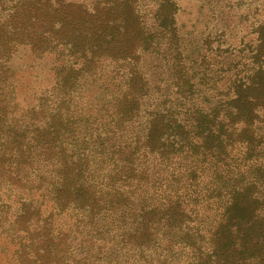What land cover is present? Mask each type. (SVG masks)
<instances>
[{"label":"rangeland","instance_id":"obj_1","mask_svg":"<svg viewBox=\"0 0 264 264\" xmlns=\"http://www.w3.org/2000/svg\"><path fill=\"white\" fill-rule=\"evenodd\" d=\"M80 1L93 6L96 0ZM158 2L139 0V12L146 19L151 18ZM7 14L0 6V19ZM174 19L176 31L160 33L154 29L149 52L137 56L142 80L137 78L129 93L138 96L146 92L132 104L131 121L125 125L112 131L109 123V115L118 108L116 101L123 93L126 74H121L122 66L108 59L86 69L95 72L89 74L80 70V63L69 62L68 50L62 45L52 46L40 57L20 45L12 50L8 63L0 62L1 112L12 124H38L41 130L50 116L59 112L68 137L66 153L75 159L84 153L91 174L99 175L106 187L105 173L113 169V162L105 160L102 172L96 169V164L101 157L112 156L113 143L119 147V155H127L124 147L144 141L149 123L165 121L175 113L180 69L194 81V104L199 109L210 111L219 98L231 96L233 90L239 91L241 84L234 81L240 77H244L243 87L252 83L248 93L264 104V0H178ZM148 41L149 38L143 39L145 43ZM132 44L128 42L129 46ZM177 56L179 65L175 63ZM238 106L245 116L251 115L243 101ZM181 109L191 124L189 117L197 108L187 102ZM261 110L259 107L256 114L260 119L255 132L257 138L249 132L242 135L254 144L262 139L264 147V111ZM34 128L29 134L32 141ZM151 161L153 170L149 176L138 174L141 180L148 181V198L140 192L114 194L96 188V195L103 199L93 210L92 218L86 211L88 205H84L80 221L77 213L71 211L54 215L57 223L67 230V236L63 235L67 239L62 237L53 242L54 249L48 255L50 264H202L200 258L204 257L205 248L199 242L194 247L181 242V228H166L165 222L173 214L171 208L162 205L172 194L162 184L167 168L159 160ZM45 169L48 168L33 170L30 180L23 183V190H11L0 182V264H35V255L44 246L41 226L45 224L42 234L51 237L55 232L49 228L53 217L48 210L53 202L47 200L53 195L48 186L54 175ZM88 182L93 185V181ZM91 196L89 191L77 200L82 203ZM154 197H157L156 206H151ZM44 199L46 204L42 207ZM237 200L232 218L250 222L242 226L248 236L264 238V182L240 194ZM143 217L160 220V224L150 231L134 232L141 227ZM176 217L186 222L185 215ZM31 237L35 241L28 240ZM141 242L149 248L136 245ZM229 244L230 237H218L219 248L226 249Z\"/></svg>","mask_w":264,"mask_h":264},{"label":"trees","instance_id":"obj_2","mask_svg":"<svg viewBox=\"0 0 264 264\" xmlns=\"http://www.w3.org/2000/svg\"><path fill=\"white\" fill-rule=\"evenodd\" d=\"M157 4L155 14L146 19L139 12V0H96L93 6L80 0H0V6L8 12L0 19V62L8 63L12 50L20 45L28 47L36 57L52 46L62 45L68 50L69 62L80 63V70L89 74L95 72L86 69L108 59L120 64L124 69L120 70L121 74H126V78L123 93L116 101L118 108L112 109L109 115L113 131L131 121L132 104L146 92L135 96L129 90L133 89L137 78L142 80L137 56L149 52L154 42L151 32L154 29L160 33L176 31L174 17L178 0H159ZM144 38H149L148 43L143 42ZM129 41L133 42L131 46ZM176 59L179 65L180 58ZM178 72L175 113L165 121L149 123L144 141L124 147L127 155H119L120 149L113 143L112 156L101 157L96 164V169L102 172L105 160L113 162V169L105 173L106 187L99 175L91 174V165L84 153L76 159L66 153L68 137L59 112L52 114L41 130L38 124H12L0 110L1 185L23 190L22 185L30 180L33 170L44 167L54 175L48 186L53 195L47 200L53 202L48 210L53 217L49 228L55 232L49 237L41 233L45 224L41 226L39 232L44 246L35 255V264H50L48 255L54 249L53 242L67 236V230L57 223L54 215L71 211L77 213L80 221L84 205H88L86 211L92 218L93 210L103 199L96 195V188L114 194L140 192L147 197L148 181L141 180L138 174L149 176L153 170L151 159L159 160L167 168L162 184L172 194L162 205L171 208L173 214L167 218L166 228H181L179 240L185 245L194 247L199 242V246L205 248L204 257L200 258L202 264H264V238L248 236L242 226L250 222L231 216L237 197L264 182L263 140L254 144L242 135L249 132L257 138L255 132L260 119L256 114L259 107L264 111V104L248 93L252 83L243 87L244 77H240L234 81L241 84L239 91L233 90L231 96L219 98L210 111L199 109L194 104V81L184 76L181 69ZM240 101L249 106L251 115L241 112ZM187 102L197 108L189 117L191 124L181 109ZM120 103L126 109H121ZM33 127L32 141L29 134ZM88 180L93 181V185ZM89 191L92 196L79 203L77 199ZM156 199L154 197L151 206H156ZM45 200L41 201L42 207ZM181 214L187 217L186 222L176 217ZM159 221L143 217L141 227L134 232L156 229ZM220 236L230 237L228 248H219ZM28 240L35 241V237ZM136 245L149 248L142 242Z\"/></svg>","mask_w":264,"mask_h":264}]
</instances>
